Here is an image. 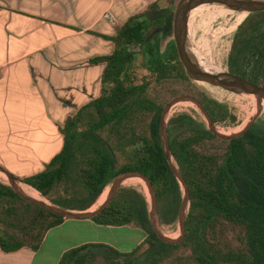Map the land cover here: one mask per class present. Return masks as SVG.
<instances>
[{
  "label": "trees",
  "instance_id": "16d2710c",
  "mask_svg": "<svg viewBox=\"0 0 264 264\" xmlns=\"http://www.w3.org/2000/svg\"><path fill=\"white\" fill-rule=\"evenodd\" d=\"M173 20L170 8L155 3L117 29L115 51L100 59L106 63L101 96L66 121L61 152L23 183L55 206L87 211L119 175L139 173L153 185L161 225L175 227L184 192L163 147L164 107L186 92L214 123L236 119L206 95L180 89L191 84L190 78L175 43L163 49ZM139 54L147 72L141 80L135 66ZM228 69L264 87V11L248 15L239 26ZM167 133L190 196L184 238L177 244L162 241L152 228L146 195L121 187L92 220L136 226L148 233L146 242L130 253L104 244L83 245L67 251L59 264H264V121L257 120L239 138L223 140L205 123L179 114L169 120ZM65 220L0 183L3 250H38L46 234Z\"/></svg>",
  "mask_w": 264,
  "mask_h": 264
},
{
  "label": "crops",
  "instance_id": "0c3cea01",
  "mask_svg": "<svg viewBox=\"0 0 264 264\" xmlns=\"http://www.w3.org/2000/svg\"><path fill=\"white\" fill-rule=\"evenodd\" d=\"M155 3L170 8L168 0H0V168L23 181L61 152L66 121L101 96L100 59L115 51L117 29ZM147 238L133 225L66 219L38 250L0 245V264H59L87 244L130 253Z\"/></svg>",
  "mask_w": 264,
  "mask_h": 264
},
{
  "label": "water",
  "instance_id": "95a60500",
  "mask_svg": "<svg viewBox=\"0 0 264 264\" xmlns=\"http://www.w3.org/2000/svg\"><path fill=\"white\" fill-rule=\"evenodd\" d=\"M223 6L227 9H230L235 12L243 14H253L257 12L264 11V0H180L176 10L174 12L173 20V37L175 46L178 52L179 59L184 66L187 76L195 81L200 83L209 84L211 86L219 87L228 92L235 94H248L253 95L257 98V114L252 118V120L246 125V127L235 134L226 135L219 132L216 129L215 123L212 121L210 115L207 113L203 105L195 98L190 96H181L175 98L171 103H169L163 110L161 115V124H160V133L163 142V147L167 160L170 163V166L173 170V173L177 177L178 181L181 183L184 190V198L180 207L178 223L181 231V236L177 239L169 238L163 235L160 231L161 223L159 220L157 212V196L153 185L147 177L139 173H124L119 175L112 183L111 191L106 199V201L95 211H73L69 209H64L59 206H55L51 203L45 201L37 200L32 197H29L22 193L18 187L17 180L7 173L4 169L0 168V171L4 172L11 181V187L14 191L24 200L31 202L42 209L62 217L68 220H80V219H89L93 218L97 214L101 213L112 201L113 197L117 191L123 186L124 182L129 178H140L142 179L148 189L151 196L150 207H149V218L152 225V228L156 235L164 242L169 244L179 243L185 235V221L189 212L190 207V196L188 186L185 180L182 177L181 172L179 171L178 166L176 165L174 158L171 153L169 146L168 133H167V116L171 108L179 102H192L201 110L208 121V129L216 135L218 138L223 140H232L239 138L247 133L253 124L259 119L262 109L259 106V102L264 99V87L256 85L248 80H245L241 77L227 73H215L209 72L201 68L197 60L193 57L188 49V35H189V16L190 13L201 6Z\"/></svg>",
  "mask_w": 264,
  "mask_h": 264
},
{
  "label": "rangeland",
  "instance_id": "374dc122",
  "mask_svg": "<svg viewBox=\"0 0 264 264\" xmlns=\"http://www.w3.org/2000/svg\"><path fill=\"white\" fill-rule=\"evenodd\" d=\"M168 1L170 3L172 1L173 3V4L170 3L169 4H170V9L173 11V15H174V12L180 0H168ZM218 8L219 7L215 5L213 6L209 5L199 8L197 10L195 9L190 13L189 27H188L189 28L188 49L195 58V60L196 57L194 52L196 53L200 62L208 66L213 72L227 73L229 72L228 57L232 47L234 35L236 34L239 26L248 17V15L234 11L233 14L231 15L220 16L219 14L217 15ZM157 37H159V35H157L155 39ZM172 42H174L173 22L167 38L163 40V49L166 45L171 44ZM141 65H142V55L139 54L135 66H136V74L140 80L142 77L147 75V72L141 68ZM190 81L191 84L183 85L181 87L179 84H176V86L180 87V89L182 90H189V91H193L196 94L206 95L208 98L217 101L223 106H226L229 110V113L235 117L236 120L234 122H230L227 120L224 123H215L216 129L221 133H224L226 135H232L242 131L246 127V125L252 120V118L257 114V110H258L257 103L255 102L252 95L235 94V93L231 94L230 92L226 95L215 97L212 94H210L200 82H195L191 79ZM162 88L163 87L159 88L161 95L163 94V91H161ZM209 89L219 90L218 87L216 89L209 87ZM181 96H190L197 99L193 95L184 92L183 94L173 97L169 103H171L175 98ZM188 103L190 104L182 103L177 105L178 104L177 103L171 108L167 116V125L171 118L179 114H188L193 118H195L196 120L205 123L206 126L208 127V121L204 116V114L201 112V110L198 108V106H196L194 103L189 101ZM259 119L264 121V111L261 112ZM204 150L206 149L204 148ZM0 183L11 186V181L9 177L2 171H0ZM20 183L23 182L20 180L17 181V184ZM112 183L109 185L108 191H106L107 188L105 189L106 191L105 197L99 199L93 211L98 209L106 201L105 199H107L106 197H108L111 191ZM122 187H135L140 192L146 195L150 204L151 196L147 185H146L147 190H144L141 186H135V185L133 186V185L123 184ZM46 202L48 203L49 201L46 200ZM160 231L163 235L172 239H177L178 237L181 236V231L178 222L175 225V227L172 228L161 225Z\"/></svg>",
  "mask_w": 264,
  "mask_h": 264
},
{
  "label": "bare ground",
  "instance_id": "6f19581e",
  "mask_svg": "<svg viewBox=\"0 0 264 264\" xmlns=\"http://www.w3.org/2000/svg\"><path fill=\"white\" fill-rule=\"evenodd\" d=\"M217 7H219L218 8V11H217V15L219 14L220 16L231 15L234 12V11H232L230 9H227V8L223 7V6H217ZM194 54H195L196 60L198 61L199 65L201 66V68H203L206 71L213 72L208 66H206V65H204L203 63L200 62V60L198 59V57H197V55H196L195 52H194ZM201 84L203 85L204 88H206V90L210 94H212L215 97L216 96H221V95H226V94L230 93V92H228L226 90H223V89H221L219 87H218L219 90H210L209 87L210 88H214V89H216L217 87L211 86V85L205 84V83H201ZM231 94H232V92H231ZM253 98H254L255 102L257 103V98L255 96H253ZM182 103L190 104L188 102H182ZM182 103H178L177 105L182 104ZM259 106L262 109V111H264V99L259 102ZM124 184H126V185H133V186L134 185L135 186H141L144 190H147L146 183L142 179H140V178H129V179H127L124 182ZM18 187H19L20 191L22 193H24L25 195H27L29 197H32L34 199H37V200H41V201H45L46 202V199L44 197H42V195L38 191L34 190L31 186H29L27 184L20 183V184H18ZM106 191H108V188H107ZM106 191L103 193V195L100 197V199H102V198L105 197Z\"/></svg>",
  "mask_w": 264,
  "mask_h": 264
},
{
  "label": "built area",
  "instance_id": "2783aa9c",
  "mask_svg": "<svg viewBox=\"0 0 264 264\" xmlns=\"http://www.w3.org/2000/svg\"><path fill=\"white\" fill-rule=\"evenodd\" d=\"M104 17H105L106 19H109L110 22L115 23V22H114V21H115V18H114L110 13H105Z\"/></svg>",
  "mask_w": 264,
  "mask_h": 264
}]
</instances>
